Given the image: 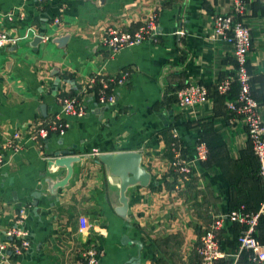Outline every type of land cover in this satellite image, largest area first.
<instances>
[{"label":"crops","instance_id":"obj_1","mask_svg":"<svg viewBox=\"0 0 264 264\" xmlns=\"http://www.w3.org/2000/svg\"><path fill=\"white\" fill-rule=\"evenodd\" d=\"M231 9V0H0V31L18 38L0 49V139L22 137L21 150L5 153L0 169V245L8 257L0 264H78L95 242L103 251L98 264H197L198 237L212 214L259 209L258 161L243 121L226 108L238 86L226 95L214 90L235 70L232 46L209 40L213 17ZM152 15L155 42L115 55L102 48L107 28L133 33ZM243 21L264 133V5L247 0ZM95 78L108 81L112 101L100 103L95 87L82 92ZM189 84L206 87L207 102L178 105L176 90ZM81 92L85 116H63V136L38 145L28 139L29 125L58 112L59 96ZM199 140L208 159L194 162L195 178L184 183L171 169V148L176 142L190 161ZM119 152L140 153L150 175L147 187L127 189L125 217L117 213L119 181L97 160ZM21 210L29 246L14 256L8 233ZM239 232L232 224L217 232L228 255L217 264H248L242 253L234 257ZM258 232L264 239L260 223Z\"/></svg>","mask_w":264,"mask_h":264},{"label":"built area","instance_id":"obj_2","mask_svg":"<svg viewBox=\"0 0 264 264\" xmlns=\"http://www.w3.org/2000/svg\"><path fill=\"white\" fill-rule=\"evenodd\" d=\"M44 0H39L43 2ZM232 9L227 15H215L213 17L212 27L209 35L211 42L223 40L232 46L235 61V70L232 76L227 77L221 83L217 84L214 90L220 95H226L232 84L238 86V95L233 101L226 103L228 112L236 118L243 121L247 140L258 161V176L264 191V133L261 121L260 109L258 103L253 98L251 92V76L247 68V57L251 49V34L247 24L243 21L246 14L247 0H231ZM264 5V0H252ZM8 20H13L12 15H8ZM148 20L142 23L137 31L131 33L122 28L109 27L105 30L101 40V45L109 54L115 55L119 51L140 45L144 42H155L159 37L155 16H150ZM59 24V20L54 21ZM182 36L183 33H176ZM42 41V38H40ZM45 40V39H44ZM18 41L16 35L9 32L0 31V49L8 45H15ZM90 87L98 86L96 91L97 99L100 103L112 101L111 96H106L108 81L105 79H92L88 87L84 88V93ZM81 93L73 96H59L57 98L58 112L52 117L41 120H35L27 128L28 139L38 145L45 141L52 134L63 136L66 131L64 117L82 118L85 116L86 108ZM176 101L181 107H197L208 100V90L206 87L198 84L186 85L175 93ZM1 136V128H0ZM176 138V136H175ZM21 134L17 131L12 135L0 139V169L4 165V154H17L21 150ZM172 160L170 163L172 171L177 178L184 183H191L195 178L193 169L194 162H205L208 159V148L204 141L199 140L195 149V157L188 160L181 155L179 146L173 143L171 148ZM26 211L21 210L19 219L16 221V227L8 233L11 237L12 245L10 254L18 256L29 246L28 233L23 228V222ZM264 220V198L256 212H249L245 207H239L225 214H212L210 224L203 230L198 237V247L196 255L197 264H217L225 260L228 255L222 251L216 240L217 232L221 231L225 224L237 225L240 228L237 237L238 251L234 254L235 260L241 253L247 254L248 264H264V239L259 237L258 226ZM85 228L81 227L80 231ZM7 248L0 245V258L7 261ZM103 251L100 246L90 243L80 252L78 264H98Z\"/></svg>","mask_w":264,"mask_h":264},{"label":"water","instance_id":"obj_3","mask_svg":"<svg viewBox=\"0 0 264 264\" xmlns=\"http://www.w3.org/2000/svg\"><path fill=\"white\" fill-rule=\"evenodd\" d=\"M40 40L38 39L39 42ZM97 160L104 166L109 175L119 181L121 206L117 213L121 217H125L128 208L125 196L127 189L136 185L147 187L150 182L149 173L140 166L141 155L137 152L109 153L99 155Z\"/></svg>","mask_w":264,"mask_h":264},{"label":"trees","instance_id":"obj_4","mask_svg":"<svg viewBox=\"0 0 264 264\" xmlns=\"http://www.w3.org/2000/svg\"><path fill=\"white\" fill-rule=\"evenodd\" d=\"M234 84H235V83H234ZM236 85H237V84H236ZM94 89H96V91H97L98 86H96ZM94 89H93V90H94ZM179 89H180V88H179ZM179 89H178V90H179ZM176 91H177V90H176ZM175 100H176V96H175ZM258 177H259V176H258ZM259 179H260V178H259ZM260 224L264 226V220H263V219H261ZM239 229H240V228H239ZM237 245H238V244H237ZM241 257H242V259H243L244 262L246 261V263H248V262H247V254H246V253H242V254H241Z\"/></svg>","mask_w":264,"mask_h":264},{"label":"bare ground","instance_id":"obj_5","mask_svg":"<svg viewBox=\"0 0 264 264\" xmlns=\"http://www.w3.org/2000/svg\"><path fill=\"white\" fill-rule=\"evenodd\" d=\"M237 97V96H236Z\"/></svg>","mask_w":264,"mask_h":264}]
</instances>
